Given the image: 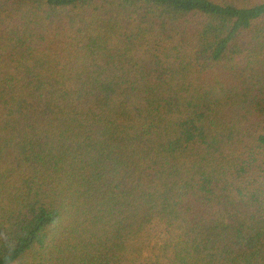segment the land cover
Returning a JSON list of instances; mask_svg holds the SVG:
<instances>
[{"label": "trees", "instance_id": "obj_1", "mask_svg": "<svg viewBox=\"0 0 264 264\" xmlns=\"http://www.w3.org/2000/svg\"><path fill=\"white\" fill-rule=\"evenodd\" d=\"M0 264H264V0H0Z\"/></svg>", "mask_w": 264, "mask_h": 264}]
</instances>
